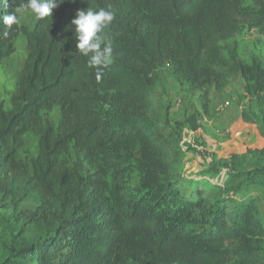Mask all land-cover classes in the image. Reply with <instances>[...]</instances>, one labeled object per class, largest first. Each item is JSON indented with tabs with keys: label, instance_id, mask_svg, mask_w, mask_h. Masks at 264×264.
Segmentation results:
<instances>
[{
	"label": "trees",
	"instance_id": "1",
	"mask_svg": "<svg viewBox=\"0 0 264 264\" xmlns=\"http://www.w3.org/2000/svg\"><path fill=\"white\" fill-rule=\"evenodd\" d=\"M25 2L0 0V64L20 35L29 47L11 106L0 105V202L13 210L35 204L41 213L22 216L39 228L34 238L26 226L13 227L0 264H264V220L256 200L245 197L264 189V143L220 160L228 198H185L174 140L162 132L167 122L155 110L157 83L149 77L173 63L206 92L208 84L221 88L241 75L248 93L264 96L261 59L245 61L235 47L226 55L221 45L247 26L264 33V0H64L33 29L3 24V15ZM88 8L116 12L103 35L110 41L118 35L121 53L111 41L112 63L101 69L76 47L72 21ZM56 105L60 123L41 128L37 155L23 163L25 131L41 126L43 112ZM258 129L264 138V127ZM72 142L96 152L110 180H83L62 159ZM131 143L141 153L137 187L114 152ZM239 193L243 198L232 205Z\"/></svg>",
	"mask_w": 264,
	"mask_h": 264
},
{
	"label": "rangeland",
	"instance_id": "2",
	"mask_svg": "<svg viewBox=\"0 0 264 264\" xmlns=\"http://www.w3.org/2000/svg\"><path fill=\"white\" fill-rule=\"evenodd\" d=\"M38 19L31 10L19 14L20 25L28 29H33ZM111 41L121 53L119 36L113 35ZM14 45V54L0 64V105L6 108L11 106V96L19 84L29 55L25 35L14 39ZM221 45L226 55L235 47L241 59L249 62L258 57L264 64V33L260 30L247 26L241 36L223 41ZM149 77L157 83L153 92L155 110L167 122L162 132L169 133L174 140L170 147L177 164L176 177L180 182L178 189L185 198L192 201L208 199L214 202L218 198H228L230 193L225 187L228 170L220 160L263 145L264 138L258 126L264 127V96L248 93L246 81L241 75L223 81L221 88L214 87L213 83L208 84L206 92L189 83L173 63L150 71ZM221 105L225 107L217 109ZM60 120L61 106L56 105L52 110L43 112L42 127L25 131L19 147V159L23 163L29 164L37 155L41 128L47 125L57 127ZM114 152L126 165V176L131 185L137 187L143 176L137 165V158L141 156L139 145L131 143L116 148ZM216 158V165L220 167L218 173L214 172L213 167V160ZM62 159L82 174L85 181L94 180L99 183L100 180H110V175L100 172L97 153L75 142L70 144ZM218 174L224 178L218 180ZM234 197L236 200L231 201L232 205L240 203L243 194L239 193ZM245 197L246 200H256L264 220V189L256 188ZM40 213L35 204L26 203L13 210L3 207L0 202V262L10 253L8 247L17 233L13 227L19 224L26 226L27 235L32 234L31 237L34 238L39 233V228L32 223L25 225L22 216L33 218ZM262 245L264 247V241Z\"/></svg>",
	"mask_w": 264,
	"mask_h": 264
},
{
	"label": "clouds",
	"instance_id": "3",
	"mask_svg": "<svg viewBox=\"0 0 264 264\" xmlns=\"http://www.w3.org/2000/svg\"><path fill=\"white\" fill-rule=\"evenodd\" d=\"M2 2L7 5V0H2ZM63 2L64 0H26L14 11L3 15L2 22L9 27L14 23H19V14L25 10H31L39 18L51 17L52 10ZM115 18L114 10L101 8L97 11L88 8L78 10L76 18L72 21V24L75 25L76 47L82 55L89 57V66L101 69L112 63V44L103 33ZM96 78L97 80L101 79L99 70Z\"/></svg>",
	"mask_w": 264,
	"mask_h": 264
},
{
	"label": "built area",
	"instance_id": "4",
	"mask_svg": "<svg viewBox=\"0 0 264 264\" xmlns=\"http://www.w3.org/2000/svg\"><path fill=\"white\" fill-rule=\"evenodd\" d=\"M254 30H256V31H259V29L258 28H253ZM225 107V105H221L220 107H217V109H223Z\"/></svg>",
	"mask_w": 264,
	"mask_h": 264
}]
</instances>
